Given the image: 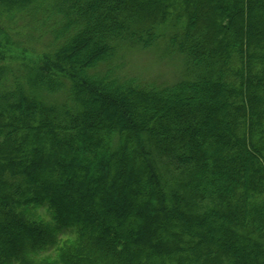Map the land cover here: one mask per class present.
Segmentation results:
<instances>
[{"label":"trees","instance_id":"trees-1","mask_svg":"<svg viewBox=\"0 0 264 264\" xmlns=\"http://www.w3.org/2000/svg\"><path fill=\"white\" fill-rule=\"evenodd\" d=\"M0 14L42 55L16 75L0 54V264H35L67 231L90 264H264V0H0ZM160 42L178 81L116 74L120 48Z\"/></svg>","mask_w":264,"mask_h":264},{"label":"rangeland","instance_id":"rangeland-1","mask_svg":"<svg viewBox=\"0 0 264 264\" xmlns=\"http://www.w3.org/2000/svg\"><path fill=\"white\" fill-rule=\"evenodd\" d=\"M174 8L179 7L180 2H172ZM173 10V9H169ZM0 14V54L4 56V64L11 67L12 73L19 74L24 69H31L41 63L42 55L32 54L23 48H18L13 43V39L3 28L6 21L2 19ZM10 28L17 27L20 29L22 23L11 22ZM19 25V27H18ZM12 26V27H11ZM22 28V27H21ZM160 45L149 49L128 46L120 48L114 57L111 65L116 70V74L127 79H136L142 82L157 83H174L182 78L183 61L180 57L167 54L163 42ZM103 200H106V198ZM98 201V200H97ZM135 206V205H134ZM134 208V207H133ZM36 221H51V214L46 210L36 209L34 211ZM58 244L59 249L56 251L45 252L38 256L31 257L35 264H75L78 261L70 260L71 256L82 260L80 264H90L87 260L81 259V255H77L76 248L84 246V240L78 239L75 231H67L66 234L60 236ZM75 250V251H74ZM59 258V260H58ZM59 261V262H58Z\"/></svg>","mask_w":264,"mask_h":264}]
</instances>
